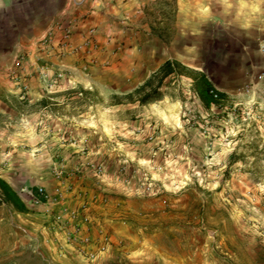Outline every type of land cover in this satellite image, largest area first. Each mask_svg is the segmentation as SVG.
<instances>
[{"label": "rangeland", "instance_id": "374dc122", "mask_svg": "<svg viewBox=\"0 0 264 264\" xmlns=\"http://www.w3.org/2000/svg\"><path fill=\"white\" fill-rule=\"evenodd\" d=\"M1 177L24 264H264V0H0Z\"/></svg>", "mask_w": 264, "mask_h": 264}, {"label": "trees", "instance_id": "16d2710c", "mask_svg": "<svg viewBox=\"0 0 264 264\" xmlns=\"http://www.w3.org/2000/svg\"><path fill=\"white\" fill-rule=\"evenodd\" d=\"M175 67H181L185 69L177 61H166L158 70L156 75L152 76L149 80H147L142 87L139 88L138 91L142 92L141 102H146L151 99H157L161 93L157 88L152 89V81L155 77L160 76L163 77L168 76L169 74L175 71ZM196 77L194 78L195 88L197 90V95L203 105L208 108L211 105H217L221 100L225 98V94L218 91L212 83L208 80L202 72H196ZM147 89L149 90L147 92ZM0 190L1 194L4 196V199L10 203L17 211L26 212L27 208L17 193L10 187V185L0 178Z\"/></svg>", "mask_w": 264, "mask_h": 264}, {"label": "crops", "instance_id": "0c3cea01", "mask_svg": "<svg viewBox=\"0 0 264 264\" xmlns=\"http://www.w3.org/2000/svg\"><path fill=\"white\" fill-rule=\"evenodd\" d=\"M1 179L6 181L10 185V187L13 189V187L11 186L10 182L7 179H5L4 177H1ZM1 197L4 198L0 190V200H2ZM4 202H7V201L4 199V201L1 202L2 205H5ZM0 209H1V206H0ZM5 217H6L5 211L0 210V264H24L25 258L35 259V255H33V253L25 251L23 249H19L21 248L20 246H22L19 243L16 242L14 243V245H12L10 242H8L7 240L8 226L7 225L4 226L1 223V221H3ZM13 248H18V249H13Z\"/></svg>", "mask_w": 264, "mask_h": 264}, {"label": "built area", "instance_id": "2783aa9c", "mask_svg": "<svg viewBox=\"0 0 264 264\" xmlns=\"http://www.w3.org/2000/svg\"><path fill=\"white\" fill-rule=\"evenodd\" d=\"M37 192H38V193H37L38 195H42V192H43V191H42V189H39ZM74 237H75V236H74ZM74 240H75V239H74ZM82 242H84V243H85V242H88V238H83V239H82Z\"/></svg>", "mask_w": 264, "mask_h": 264}]
</instances>
